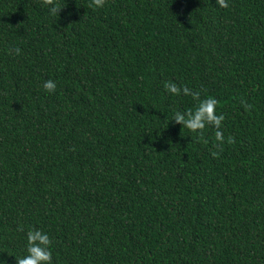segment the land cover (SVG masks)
I'll return each instance as SVG.
<instances>
[{
  "label": "trees",
  "instance_id": "16d2710c",
  "mask_svg": "<svg viewBox=\"0 0 264 264\" xmlns=\"http://www.w3.org/2000/svg\"><path fill=\"white\" fill-rule=\"evenodd\" d=\"M54 3L0 0V259L264 264V0ZM207 97L222 143L171 121Z\"/></svg>",
  "mask_w": 264,
  "mask_h": 264
},
{
  "label": "clouds",
  "instance_id": "9594fccd",
  "mask_svg": "<svg viewBox=\"0 0 264 264\" xmlns=\"http://www.w3.org/2000/svg\"><path fill=\"white\" fill-rule=\"evenodd\" d=\"M48 6V13L52 16H57L60 8L54 3V0H43ZM95 7H103L105 0H92ZM219 8L226 9L229 7V0H215ZM9 52L19 54L18 47H10ZM56 83L49 79L43 82L45 91L52 93L55 91ZM165 88L170 94L183 93L184 95L192 96L198 99V94L193 93L187 87H178L175 83H166ZM218 101L214 97H207L199 100L192 111L174 110L172 112L171 121L181 125L191 132L201 135L202 130L206 125H210L215 129V139L222 143L224 140L221 131L224 116L217 112ZM51 238L49 234L40 228L29 229L26 233L25 253L21 257H15V264H52ZM0 264H6L4 259H0Z\"/></svg>",
  "mask_w": 264,
  "mask_h": 264
}]
</instances>
